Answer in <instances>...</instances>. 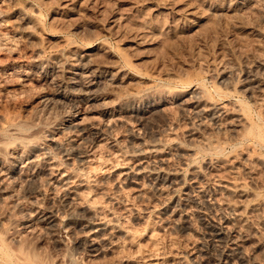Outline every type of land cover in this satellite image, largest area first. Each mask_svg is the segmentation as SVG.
<instances>
[{
    "label": "rangeland",
    "instance_id": "374dc122",
    "mask_svg": "<svg viewBox=\"0 0 264 264\" xmlns=\"http://www.w3.org/2000/svg\"><path fill=\"white\" fill-rule=\"evenodd\" d=\"M245 106L264 131V0H0L2 241L30 264H242L209 227L243 223L263 264L262 214L230 227L220 191L264 198Z\"/></svg>",
    "mask_w": 264,
    "mask_h": 264
},
{
    "label": "bare ground",
    "instance_id": "6f19581e",
    "mask_svg": "<svg viewBox=\"0 0 264 264\" xmlns=\"http://www.w3.org/2000/svg\"><path fill=\"white\" fill-rule=\"evenodd\" d=\"M42 16V15H41ZM38 20V19H37ZM240 101V100H239ZM245 105V104H243ZM4 107V106H3ZM249 106H245V108L243 109V111L247 112V114L249 115H252L250 112V108H248ZM1 115V119L4 121L3 123H5V126L7 125L8 128H12L14 126H16V121L14 120V118L11 117V115L9 113H3V114H0ZM250 115H249V120H250ZM18 118V117H17ZM253 118V117H252ZM251 118V119H252ZM16 119V118H15ZM257 119V117H256ZM17 120V119H16ZM248 120V121H249ZM259 120H262V119H259ZM257 120V121H259ZM249 122H251V126L249 128V132H252L253 133V136H254V142L258 145V146H261L262 148H264V131L262 130L263 126H258V122L254 121V119L250 120ZM261 123V122H259ZM258 124V125H257ZM19 126V125H18ZM7 128V129H8ZM16 131V130H15ZM14 140V139H13ZM11 141V140H10ZM249 159V158H248ZM260 159V158H259ZM234 160V159H232ZM209 162L207 163V165H213L214 164V159L213 160H208ZM231 161V160H230ZM239 161V160H238ZM238 164V163H237ZM242 164V163H241ZM240 165V163H239ZM239 165H236V166H230L231 167V170H237V174H239L240 176V173H239V168L238 167ZM243 165V164H242ZM242 165H240L242 167ZM244 166V165H243ZM246 166V165H245ZM244 166V168H245ZM230 169V168H229ZM243 171L245 169H243V167L241 168ZM240 169V171H242ZM248 169V168H247ZM231 171V172H232ZM247 171V170H245ZM250 172V171H249ZM264 172V170H263ZM244 174V172H241V174ZM247 173V172H246ZM252 173V172H251ZM234 174H236V172H234ZM249 175V174H248ZM238 176V175H237ZM243 184H238L237 183H229V184H226V185H222L223 187H221L220 191L222 192H225L224 194H227L228 197L225 201V207L227 209V222H228V225L231 226H237L238 223H242L245 220V217H246V213L250 210L254 213L258 212L261 216H263V219H264V198H262L259 202H257L256 204H250L249 202H246V198L248 199L249 196L253 195L252 192H250L247 188H245V186H242ZM227 195H224V196H227ZM257 195V194H255ZM253 195L254 197L257 198V196H259V194L257 196ZM229 197H231V199H228ZM237 198V199H236ZM244 199L241 201V199ZM253 197H251L250 199H252ZM240 199V200H239ZM249 199V200H250ZM247 200V201H249ZM223 207V206H222ZM223 207V208H225ZM86 211V210H85ZM226 213V211H225ZM256 214V215H259V214ZM90 214V213H88ZM250 214V213H249ZM253 214V213H252ZM251 216V215H250ZM91 217H93L91 215ZM97 216H95L94 218L90 219V221L88 220V225H87V228H89V231H91L92 233V236L91 238L89 239V243L90 245H95L96 243L99 242H96V240L99 238L101 239V235L103 234L105 236V234L103 232L106 231V224L100 222L98 220V218H96ZM90 218V217H89ZM258 218V217H257ZM261 218V217H260ZM81 219V218H80ZM80 221V220H79ZM86 222V221H85ZM87 224V223H86ZM246 225V224H245ZM53 226V225H52ZM84 226V225H83ZM241 226H243V223L241 224ZM241 226H239L240 228H242ZM229 227V226H228ZM86 228V229H87ZM210 228V231L211 233V236H213V238H219V239H226V238H231L232 240V243L236 246L234 249L230 250L229 253L226 255V258L227 260L229 258H232V257H235L238 258V260H240V262L242 264H244L247 260L246 258L248 256H246V253H244L240 248H238V240L239 239H242L244 236L246 235H242V229L240 228H233L231 230V232L229 234H232L231 237L228 236V234H226V232L224 231L225 228L222 229H216L214 227H209ZM247 228V227H245ZM229 229V228H227ZM244 229V228H243ZM109 231V230H107ZM106 231V232H107ZM255 231V230H254ZM105 232V233H106ZM254 234V233H253ZM252 234V235H253ZM259 234V233H258ZM102 235V236H103ZM103 236V237H104ZM248 237V236H247ZM246 237V238H247ZM251 237V236H250ZM214 238V239H215ZM253 238V237H252ZM264 238V237H263ZM261 238V239H263ZM105 239V238H104ZM244 239V238H243ZM260 241V239H259ZM234 247V246H233ZM260 247L264 249V239L260 242ZM14 252V251H13ZM11 253V251L8 250L7 248V245L2 241V237L0 236V264H30L29 260L25 257H20L19 255H17L16 253ZM231 260V259H230ZM235 260V259H233ZM232 260V261H233ZM231 261V262H232ZM229 262V263H231ZM257 264H261V263H257ZM264 264V263H263Z\"/></svg>",
    "mask_w": 264,
    "mask_h": 264
}]
</instances>
